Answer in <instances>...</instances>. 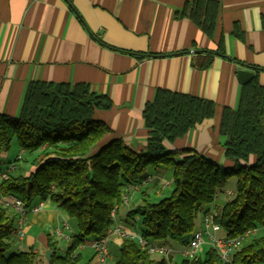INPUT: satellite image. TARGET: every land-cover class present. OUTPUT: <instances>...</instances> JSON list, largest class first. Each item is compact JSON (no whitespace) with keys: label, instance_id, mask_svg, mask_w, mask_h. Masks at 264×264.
Listing matches in <instances>:
<instances>
[{"label":"trees","instance_id":"trees-1","mask_svg":"<svg viewBox=\"0 0 264 264\" xmlns=\"http://www.w3.org/2000/svg\"><path fill=\"white\" fill-rule=\"evenodd\" d=\"M218 11L217 0H194L184 15L211 38ZM234 32L244 38L238 25ZM216 53L226 55L223 39ZM212 61L213 56L208 53L201 68H208ZM112 106L108 96L97 94L87 83L32 81L17 116L0 111V154L10 150L14 139L23 153L38 152L33 161L36 169L29 175L12 172L0 182V196L20 197L28 211L51 199L77 225L65 256H58L56 243L49 240L51 263L46 258L41 260L33 249L7 256L16 239L17 216L1 206L0 264H81L79 247L88 239L110 234L126 188L144 184L150 178L149 169L159 172L162 168L173 169L171 194L150 202L149 194L143 193V203L126 214L128 223L136 225L137 219L141 220L142 230L135 232L153 243L177 242L185 246L198 229L199 217L216 209L215 223L229 238L261 229L259 236L234 252L232 264H264V85L258 73L242 85L239 106L222 110L218 129L224 138L225 156L233 162L229 167L191 148L168 147L214 118L216 105L212 100L158 88L143 111L148 138L146 149L141 152L121 138L106 141L111 128L97 118V112ZM233 177L235 191L219 208L220 190ZM151 183L152 180L145 185ZM171 261L172 258L151 255L136 239L124 236L115 264ZM220 263L224 264L211 246L203 256L182 257L175 264Z\"/></svg>","mask_w":264,"mask_h":264},{"label":"crops","instance_id":"crops-1","mask_svg":"<svg viewBox=\"0 0 264 264\" xmlns=\"http://www.w3.org/2000/svg\"><path fill=\"white\" fill-rule=\"evenodd\" d=\"M217 1L216 28L210 38L184 15L194 0H0V111L17 116L32 81L87 83L113 102L111 109L97 112V118L111 128L106 141L121 138L141 152L148 138L143 111L157 89L192 94L215 102V116L168 147L191 148L231 166L218 127L223 108L239 106L243 84L237 73L243 64L251 66L247 69L254 76L258 73L264 85V0ZM237 25L244 32L243 39L234 32ZM221 39L225 56L216 53ZM208 53L213 56L212 64L201 68ZM21 152L18 167L21 164L20 171L29 175L36 169L33 161L38 152ZM9 154H0L4 170L15 160ZM149 175L154 185H160L159 175ZM161 190L159 186L154 189L156 194ZM229 192L233 193H219V207L229 199ZM129 194L130 200L138 198L136 191ZM1 206L17 216L0 201ZM37 206L39 210L34 209ZM37 206L28 211L26 236L17 239L14 253L33 249L41 260H49L47 252L53 253L50 240L56 243V254L65 256L72 240L57 235L56 230L74 235L76 222L73 225L74 220L51 199ZM126 224L116 222L113 229L131 232ZM215 233L226 235L222 228ZM122 239L117 233L111 238L118 246ZM94 240L79 247L81 264H101Z\"/></svg>","mask_w":264,"mask_h":264},{"label":"built area","instance_id":"built-area-1","mask_svg":"<svg viewBox=\"0 0 264 264\" xmlns=\"http://www.w3.org/2000/svg\"><path fill=\"white\" fill-rule=\"evenodd\" d=\"M21 156L18 157L20 159ZM18 159L16 161L11 162L8 165L7 169L0 170V182L3 179H6L9 177V175L17 170L18 166ZM2 162L0 161V166ZM151 181L150 178H148L144 184L149 183ZM142 184L139 185H131L128 186L125 190V193L123 195V202L128 204L130 200V194L131 191H136L140 188ZM1 202L5 207L12 208L16 214H17V222L14 229V236L16 239L23 240L26 236V226H27V214L28 209L26 207V204L23 199L20 197H17L15 195H9V196H1ZM34 208V207H33ZM35 210H39L40 206H37L34 208ZM218 211L213 209L209 211L208 213L203 215V226L204 228L198 229L193 237L190 239V242L185 245L181 251L179 252L182 254V257L185 258H195L198 255V252L201 248V246L206 241L205 235L208 236V243L217 250L222 262L224 264H232V255L234 252H236L242 245L244 237L248 235L251 231L247 232L245 236H240L237 238H229L226 235L224 237H218L216 236L217 231L221 229V227L215 223V217L217 216ZM113 216H116L115 210L113 211ZM113 233H117L124 236L131 237L133 239H136L139 243V245L147 250L151 255L153 256H159V257H166V258H172L171 264H175L176 261H174V256L177 253L175 247L172 244L163 242V243H153L142 237L137 232H127L126 230H123L121 227H116L115 229L110 231V234L107 237L96 239L93 241L92 246L94 247L101 264H107L108 258H109V242L112 238ZM57 235L63 236L68 241L72 240L73 235H65L61 229L56 230Z\"/></svg>","mask_w":264,"mask_h":264},{"label":"rangeland","instance_id":"rangeland-1","mask_svg":"<svg viewBox=\"0 0 264 264\" xmlns=\"http://www.w3.org/2000/svg\"><path fill=\"white\" fill-rule=\"evenodd\" d=\"M21 151L22 150L20 148V145H19L18 141L16 139H14L13 142H12V144H11V148L9 150V152H10L9 157L12 158V159H15L14 161H16L18 155H21L22 154ZM22 157L17 161V163L20 162L23 159ZM20 166H21V164H19V167L17 166L18 169L15 172H13L14 175L20 172V170H21L20 169ZM27 167L29 168L30 165H28ZM148 172H150L151 174H155V175H159L160 176L159 179L161 180V182H160V185L158 184V186L161 187L162 190L160 192H158V194H156V192L154 191V189H156L158 187L157 184L154 185L153 182L151 184H149L148 186H146L145 184H142L140 186V188L136 190V193L138 194V198L137 199H131L128 204L123 203V205L120 207L116 222L118 224H121V225H124L125 223H127L126 225H128L130 227V229L132 230L131 232H135V231H140L141 232V230H142L141 220L140 219H137L136 225H134L133 223H128L126 221L127 220L126 219V214L128 213V211L131 208H134L138 204L143 203V193L149 194L148 197H147V200L148 201H150V202H156V201H159L160 199H162L163 197L169 196L171 194V191H172V176H173V169L172 168H162L161 170H159V172H155L154 170L149 169ZM165 183L166 184L168 183V185H165L163 187V184H165ZM235 187H236V178L233 177V178H231V179H229L227 181V183L220 190V192H225L226 193L229 190L235 191ZM229 193H230V195L232 194V192H229ZM230 197L231 196H229V198ZM28 214H29V212H28ZM202 220H203V217L201 215L199 217L198 222H197V228L198 229H200V228L203 229L204 228L203 223H202ZM74 222L75 221H71V223L73 225H74ZM260 234H261V231H257L255 233H251L248 236H245L244 237V240H243V244L249 243L254 237L259 236ZM205 238H206V241L201 246V248H200V250L198 252V254L199 255H202V256L211 247V245L208 243V236L205 235ZM17 242H18L17 239H15L13 241V243H12V250H8L6 252V255L7 256H9L10 253H14L15 252L14 251V248H15V245H16ZM172 245L176 249L177 248L180 249V248H183L184 247L183 244H179L177 242H172ZM176 255L174 256L175 257L174 258V261L179 262L182 259V254L177 253ZM119 257H120V246L114 244V241L110 240V242H109V258H108L107 264H115L116 261L119 259Z\"/></svg>","mask_w":264,"mask_h":264},{"label":"water","instance_id":"water-1","mask_svg":"<svg viewBox=\"0 0 264 264\" xmlns=\"http://www.w3.org/2000/svg\"><path fill=\"white\" fill-rule=\"evenodd\" d=\"M244 68H241L238 70V79L242 84L247 83L251 78H253L254 73L252 70L247 69V68H251V66L247 65V64H243ZM51 251L47 252V258L49 259V262L51 263Z\"/></svg>","mask_w":264,"mask_h":264}]
</instances>
